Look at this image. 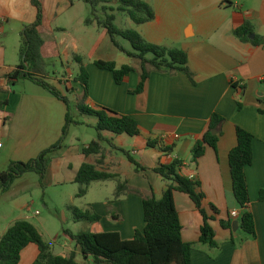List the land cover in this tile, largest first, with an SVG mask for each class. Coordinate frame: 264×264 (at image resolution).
<instances>
[{
  "label": "crops",
  "instance_id": "0c3cea01",
  "mask_svg": "<svg viewBox=\"0 0 264 264\" xmlns=\"http://www.w3.org/2000/svg\"><path fill=\"white\" fill-rule=\"evenodd\" d=\"M39 1L43 8L40 28L44 40L43 60L60 56L67 62L66 66L62 63L64 75L52 85L70 102V93L76 92L81 98L83 88L72 81L75 78L72 62L77 63L75 58L80 57L90 76L86 105L130 116L141 130L138 137L106 132L103 136L112 140L118 149L102 142L100 154L85 156L83 149L97 141V136L92 135L91 142L82 143L77 129L86 126L91 130L98 121H78L83 125L70 127L64 148L54 155L44 185H77L74 181L81 167L86 163L98 164L100 171L116 174L130 187L160 200L169 183L153 169L160 164L181 161L180 175L201 183L208 215H213L211 205L219 211L216 220L211 222L218 243V247L212 248L200 243L204 224L201 213L188 195L175 192L182 239L194 245L191 264H264V201L260 199L264 190V0H156L149 3L156 18L137 26V31L150 43L185 51L194 81L184 72H156L149 66L150 78L141 94L133 93L141 81V61L119 51L106 30L96 23L86 25L87 8L82 0ZM37 17L38 10L32 0H0V144L3 145L0 174L11 162H28L59 142L66 126L68 107L65 102L34 82L38 88L28 89L27 85L21 86L20 82L7 78L20 64L22 33ZM247 22L254 29L250 39L261 38V45L244 43L235 36V31ZM127 24L131 26L128 20ZM96 61L114 62L118 68L129 65L135 71L119 85L112 72L95 66ZM43 67L44 61L42 69L35 73L41 75ZM78 67L80 69V64ZM214 113L227 120L218 149L208 147L196 164L192 149L203 138ZM237 127L254 136V161L246 168V177L256 238L247 235L237 219L236 232L221 226V221H227L232 212H242L234 197L229 162V154L238 143ZM150 140L172 151L164 153L159 146L150 148L147 145ZM119 149L129 152L148 171H138ZM26 176L16 181L7 193H13ZM116 186V181L92 183L87 195L81 198L83 207L78 208L92 210L102 217L100 222L91 224L93 233L117 232L123 240H132L136 231L142 232L145 228L143 198L128 194L116 201ZM77 199V195L68 199L65 208L76 206ZM15 223H7L0 230V240ZM68 250L63 254L54 252L66 257L76 250L75 242ZM38 256V247L29 245L22 252L20 264H41ZM82 260L79 255L77 261L87 263Z\"/></svg>",
  "mask_w": 264,
  "mask_h": 264
},
{
  "label": "trees",
  "instance_id": "16d2710c",
  "mask_svg": "<svg viewBox=\"0 0 264 264\" xmlns=\"http://www.w3.org/2000/svg\"><path fill=\"white\" fill-rule=\"evenodd\" d=\"M92 8L91 16L86 19V25L96 23L100 28L106 30L114 46L130 58L141 61L142 74L138 88L133 92L141 94L144 92L151 72V66L156 72L169 71L171 74L184 72L191 81L194 75L188 67V54L177 48H169L156 45L147 41L143 35L135 29H124L116 26V12L127 15L136 26H142L155 20L156 14L153 7L145 0H82ZM38 10V17L35 23L25 27L22 33V46L20 48V64L14 72L7 76L16 81L29 80L49 91L53 96L66 103L68 114L63 137L51 146L42 151L36 158L28 162H11L5 172L0 174V189L3 193L9 192L13 185L27 174L35 173L39 176L43 185L49 167L54 159L55 153L64 148V143L72 125H83L75 121L72 115V102L65 97L55 86L44 81L34 70H41L43 66L42 48L44 40L40 33L43 25V8L39 0H32ZM117 3V7L111 6ZM104 14L101 18L98 13ZM254 29L250 23H245L235 31V36L242 42H251L255 46L261 45V38L255 37ZM124 42H128L131 48H126ZM151 56V57H149ZM76 62L80 64V73L75 78L76 83H80L84 94L78 101L77 109L83 116L97 118L96 129L97 141H93L88 147L83 149L85 156L100 154L102 152V142H108L113 148L118 149L112 140H107L103 134L127 135L138 137L141 133L138 122L127 115H120L106 108L92 109L86 105L89 98V73L83 65L80 57L76 56ZM95 66L101 70L113 73L117 84H122L126 78L135 71L134 67L125 65L118 68L114 62L96 61ZM238 89L239 86L233 83ZM239 108L242 104L239 103ZM226 119L214 113L208 124V128L201 140L196 142L192 149L193 162L198 163L204 156L208 147L218 149L222 128ZM237 146L229 154L230 171L233 183L234 197L241 209V214L237 220L240 222L242 230L252 238H256V223L254 215L250 210V193L246 177V168L254 161L253 143L254 136L241 127L236 128ZM148 147L159 146L158 141H148ZM161 151L168 153L172 151L170 147H160ZM128 160L136 166L138 171H148L131 154L119 149ZM182 162L175 160L170 165L160 164L153 169L163 180L168 182L167 189L163 197L158 200L154 195H146L139 189L132 188L127 182L121 181L119 176L109 172L100 171L98 164H84L77 174L74 183L80 185L78 198L87 195L92 183L116 181L115 200H119L128 194H135L143 198V210L145 228L136 231L132 240H123L117 232L74 233L69 229L64 230V234L76 244V250L70 255L63 257L57 255L50 243H47L38 229L27 220L17 221L0 240V264H20L22 252L29 245H36L39 249L37 261L41 264H191L193 244L185 243L182 239V224L175 205V192L186 194L195 204L201 213L204 224L201 228L200 243L209 245L212 248L218 247L216 232L211 222L219 215L218 209L211 205L213 215H208L204 208L205 195L201 191V183L194 178H187L180 175L179 170ZM261 201H264V190L260 194ZM68 211L72 213L75 223L96 224L102 217L92 210H82L75 206H68ZM112 212V209L109 208ZM112 216H117L112 213ZM236 221L230 215L227 221H221L222 228L233 230V223ZM78 250V251H77ZM81 256L84 262L77 261Z\"/></svg>",
  "mask_w": 264,
  "mask_h": 264
},
{
  "label": "rangeland",
  "instance_id": "374dc122",
  "mask_svg": "<svg viewBox=\"0 0 264 264\" xmlns=\"http://www.w3.org/2000/svg\"><path fill=\"white\" fill-rule=\"evenodd\" d=\"M146 2L153 4L156 0H145ZM87 8V17L91 16L92 8L89 5H85ZM111 6L117 7V3H113ZM98 15L104 18V14L99 11ZM116 26L124 29H135L137 26L133 24L130 18L123 14L117 13ZM131 26L126 25V22ZM126 46L131 48L130 43L124 42ZM22 46V39L20 48ZM20 50V49H19ZM151 57V56H149ZM43 73L41 78L47 83L51 84L54 80L60 79L64 75V68L62 63L67 65V62L61 60L60 56L45 57L44 58ZM73 73L75 78L79 75L80 69L77 63H73ZM68 72V70L66 71ZM75 78L72 81L75 82ZM21 86L27 85L28 89L38 88L32 81L22 80L19 81ZM77 85V83H76ZM79 87L81 86L78 83ZM70 87V85H68ZM82 87V86H81ZM72 88V87H71ZM78 89V88H77ZM73 93V90H69ZM70 100L72 102V115L75 121L88 120L97 121L95 117H85L81 115L77 109L78 101L81 98L78 97L75 92L73 95L70 93ZM79 131L80 139L82 143L91 142L90 136L96 137L98 135L96 129L91 130L83 126L77 129ZM127 136V135H126ZM83 147V145H80ZM80 185H65L51 186L41 185L39 176L35 173L27 174L26 178L19 183V186L13 193H3L0 189V230L2 231L7 223H15L20 220H29L38 229L43 239L50 243L57 254L68 253L69 246L73 242L64 234L65 229H69L74 233L92 232L93 227L89 223H75L72 217V213L65 208L68 199L75 197L78 194ZM81 198L76 200L75 207H83ZM39 213V214H37ZM68 244V245H67ZM82 258V257H81ZM83 261V260H82Z\"/></svg>",
  "mask_w": 264,
  "mask_h": 264
},
{
  "label": "built area",
  "instance_id": "2783aa9c",
  "mask_svg": "<svg viewBox=\"0 0 264 264\" xmlns=\"http://www.w3.org/2000/svg\"><path fill=\"white\" fill-rule=\"evenodd\" d=\"M3 147V145L2 144H0V149ZM37 214H39V213H37ZM231 217L233 218V219H237V218H239V216H240V214L238 213V212H232L231 214Z\"/></svg>",
  "mask_w": 264,
  "mask_h": 264
},
{
  "label": "water",
  "instance_id": "95a60500",
  "mask_svg": "<svg viewBox=\"0 0 264 264\" xmlns=\"http://www.w3.org/2000/svg\"><path fill=\"white\" fill-rule=\"evenodd\" d=\"M35 72H38L39 70H34ZM239 229V222L235 221L233 223V231L236 232Z\"/></svg>",
  "mask_w": 264,
  "mask_h": 264
}]
</instances>
